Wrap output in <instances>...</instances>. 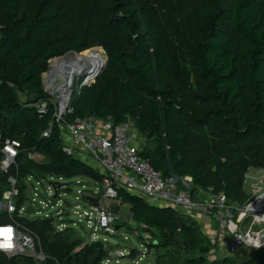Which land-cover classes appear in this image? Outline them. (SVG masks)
<instances>
[{
    "label": "trees",
    "instance_id": "1",
    "mask_svg": "<svg viewBox=\"0 0 264 264\" xmlns=\"http://www.w3.org/2000/svg\"><path fill=\"white\" fill-rule=\"evenodd\" d=\"M0 26V128L4 139L23 144V173L104 181L64 153L57 126L42 137L53 108L40 119L32 106L48 98L43 76L51 60L82 53L105 59L103 51L105 69L74 96L67 120L131 119L152 144L141 156L165 179L188 178L233 205L248 203L246 176L264 170V0H0ZM31 151L46 162L28 160ZM118 200L154 238L147 245L154 264H210L214 244L194 219L125 189ZM26 225L40 236L45 264H105L109 256L101 243L84 245L71 227ZM26 262L34 264L0 253V264ZM211 264H264V247L245 260Z\"/></svg>",
    "mask_w": 264,
    "mask_h": 264
},
{
    "label": "built area",
    "instance_id": "2",
    "mask_svg": "<svg viewBox=\"0 0 264 264\" xmlns=\"http://www.w3.org/2000/svg\"><path fill=\"white\" fill-rule=\"evenodd\" d=\"M2 30L3 27L0 26V37ZM62 59L64 58L51 60L48 74L43 77L44 90L48 98L37 101L32 106L40 119L48 117L53 108L52 121L48 130L43 133V138L49 137L57 126L64 143V153L89 165L105 177L102 183L92 180L95 182V195L82 194L88 189L85 186L78 191L81 196H77V200L82 197L88 202L87 198L92 197L98 199L100 203V207L96 208L88 202L91 205L90 209L84 211L81 206H76L75 214L79 215L80 222L85 219L90 229L89 234L96 237L84 245L101 243L105 246L106 239L102 242L98 240L97 235H114L118 227L135 225L131 213L125 216L121 211L116 212L110 207L111 202L118 201V191L125 189L150 205L172 208L189 217L210 218L227 241L229 258L239 256L243 249L253 252L264 247V170H259V173L263 174L260 186L254 188L248 203L241 207L231 204L224 194L212 188L198 187L196 194V190L193 189L195 186L188 178L174 176L165 179L141 156L142 146L136 142L134 134L136 129L131 119L120 124H116L112 117L77 118L72 122L67 120L74 113L71 106L74 96H80L83 89L92 85L95 80L94 75L89 74L79 84L75 82V77L68 82L67 69L53 68L54 63ZM22 153L23 144L14 139H4L0 128V253L9 260L18 258L34 264H45L50 258L42 248L40 236L29 230L26 224L37 220H51L53 224L56 221L54 226L59 232L70 226L67 220L62 218L64 209H60L53 216L48 214L44 219L29 220L28 215L32 213L39 215L40 211L53 209V203L57 206L60 202L58 196L53 197L52 201H47L40 194L39 187L43 186L45 179L53 181L50 185L59 194L64 189L71 192L70 185L62 184L70 178L23 173L19 163ZM27 158L38 164L46 162L45 157L35 151L29 152ZM250 176L251 171L246 176V181ZM78 178L82 177L76 179ZM77 184H80L79 181ZM55 185H60V188ZM89 190L92 193L93 189ZM48 193L52 198L49 191ZM30 209L32 211H29ZM3 216L7 220L4 221ZM70 221L68 220L69 223ZM149 236L154 241L148 233H144L141 238L147 240ZM256 242L259 243V247L256 246ZM146 243L150 244L148 240ZM130 253L119 250L113 258L110 251L105 264H120ZM147 256L138 255L133 264H143Z\"/></svg>",
    "mask_w": 264,
    "mask_h": 264
},
{
    "label": "rangeland",
    "instance_id": "3",
    "mask_svg": "<svg viewBox=\"0 0 264 264\" xmlns=\"http://www.w3.org/2000/svg\"><path fill=\"white\" fill-rule=\"evenodd\" d=\"M95 50H99V49H95ZM93 51V50H90ZM102 54L104 55L105 59L107 61V57L105 55V53L103 51H101ZM84 53L80 54V55H68L66 57V59H70V57L72 58H77V56H83ZM99 59V58H97ZM103 59H99L102 62L103 65ZM105 61V62H106ZM100 66V65H98ZM90 71H94V69L90 70ZM48 72L45 74L47 75ZM90 72L88 69H85L84 71L81 72L80 76L76 75L75 77V82L76 83H80L82 82L87 75H89ZM44 77V76H43ZM44 81V79H43ZM95 82V81H94ZM136 131V132H135ZM134 131V134H136L137 138L136 142L137 143H145L144 146L146 147H150L152 146L151 142H147L145 140H143V136L140 135L139 132H137V129ZM143 147V145H142ZM261 177H263V174L259 173L258 169H251V176L250 178H248L247 182V186H245L247 192L252 193V191L254 190L255 187H259L260 186V180ZM79 181V185L77 184V182ZM53 182L50 179H45L43 182V186L39 187V192L40 194L46 198L47 201H52L53 197H57L60 199L59 204L56 206L55 203H53L54 208H47L44 209L42 211H40V214L37 215L36 213H32L28 215V219L29 220H37V219H44L48 214H52L50 216H53L54 214L56 215V213L60 210V209H64V213H63V220H67L66 222L68 223V225L72 228V230L76 233L77 237L79 239H81L82 243H89L91 242V240H95L96 237L94 235L89 234V227H88V222H86V220L84 219L83 222L81 223L79 220V215L75 214V209L76 206L79 205L81 206L82 211L84 210H89L91 205L88 204V202L86 201V199L80 197L79 200H77V196H81L78 194V191L81 190V188L83 186L88 187L87 190H84V192H82V194L86 193L87 196H91L95 195V182H93L91 179L82 177V178H71L69 180H66L64 182H62V184H66V185H70V190L71 192H68L67 189H64L63 191H61L59 194L54 190V188L50 185V183ZM56 182H58L56 180ZM250 185V187H249ZM89 189H93L92 193H90ZM189 190V189H188ZM48 191L50 192V195L52 198H50L48 196ZM92 198V197H91ZM88 199V198H87ZM96 199V198H94ZM98 200V199H97ZM90 203V202H89ZM109 203V202H108ZM111 203H116L118 204L120 207H122V210H120L125 216H127L130 213L129 210V206L128 204H123L120 200L115 201V202H111ZM91 204V203H90ZM42 207V206H41ZM39 209H36V212H38ZM68 220H71L69 223ZM55 221V220H54ZM56 222V221H55ZM54 222V224H55ZM76 222V223H75ZM74 223V224H73ZM209 234V233H208ZM144 233L141 232L140 226L138 225H132L130 226H122V227H118V229L116 230V233L114 235H109V234H99L98 236V240L104 242V239H106V244H105V249H108L111 251V255L113 256V258H115L117 252L120 251H126V253H130L132 250H136L138 251V255L140 256V254H145L148 255L147 258L144 260L143 263L148 262V264H154L155 263V253L156 251L153 249L152 251H150L149 247L147 246L148 244L146 243V241L148 240L151 243H153L154 241H152V238H148L143 239L141 237H143ZM210 239L212 241V243L214 244V250L212 251L211 255L208 257V261L209 263H213L215 261H221L226 259L227 256V252H228V247H227V243L225 242V240H221V237H219L218 234H209ZM128 238V239H126ZM148 250L150 251L149 254ZM241 252H245L244 255H239L237 257H233L234 259H239L240 260H245L248 259L249 256L252 254L251 250L249 249H243ZM137 255V256H138ZM115 262V260H114ZM232 262V261H231ZM120 264H133V262L123 259L121 260ZM142 264V263H141Z\"/></svg>",
    "mask_w": 264,
    "mask_h": 264
},
{
    "label": "bare ground",
    "instance_id": "4",
    "mask_svg": "<svg viewBox=\"0 0 264 264\" xmlns=\"http://www.w3.org/2000/svg\"><path fill=\"white\" fill-rule=\"evenodd\" d=\"M103 59V57L100 54H95V55H91L89 57H80L77 56V58H72L70 57V59H62L61 61H56L53 65L54 70L58 69V67L64 65L65 67H69L68 70V74H69V80L68 82H70L74 76H78V74H81L82 71H84L85 69H88L91 75L96 74L97 71H99L101 69L102 66H104L105 61L103 59V65L102 62L99 59ZM100 65V66H98ZM94 69V71H90Z\"/></svg>",
    "mask_w": 264,
    "mask_h": 264
},
{
    "label": "crops",
    "instance_id": "5",
    "mask_svg": "<svg viewBox=\"0 0 264 264\" xmlns=\"http://www.w3.org/2000/svg\"><path fill=\"white\" fill-rule=\"evenodd\" d=\"M136 132V131H135ZM137 132H139L138 130H137ZM140 133V132H139ZM141 135V134H140ZM142 136V135H141ZM135 137L137 138V136H136V134H135ZM138 139V138H137ZM143 140H145L146 141V139L145 138H143ZM140 146H142L143 145V147H144V145H145V143H138ZM245 186H247V183H245ZM249 187H250V185H249ZM193 189L194 190H196V194L198 193V187H193ZM200 189V188H199ZM193 190V191H194ZM245 190H246V188H245ZM246 192H247V190H246ZM248 194H249V192H247ZM129 206V205H128ZM121 210H122V207H121ZM129 210H131V207L129 206ZM192 219H194L199 225H200V227L202 228V230H203V232L204 233H206L208 236H209V234H218L219 235V237H221V240H225V238H223V236L219 233V231H218V229H217V225H216V223L213 221V220H211L210 218H208V217H204V216H197V217H191ZM209 233V234H208ZM210 237V236H209ZM225 242H227L226 240H225ZM245 253V252H244ZM244 253L243 252H241L240 254L241 255H244Z\"/></svg>",
    "mask_w": 264,
    "mask_h": 264
},
{
    "label": "water",
    "instance_id": "6",
    "mask_svg": "<svg viewBox=\"0 0 264 264\" xmlns=\"http://www.w3.org/2000/svg\"><path fill=\"white\" fill-rule=\"evenodd\" d=\"M65 58V57H64ZM61 59V58H60ZM106 64H107V61L105 62L104 66L101 67V69L99 71L96 72V74H94V80L96 81V79L102 74L103 70L105 69L106 67ZM63 68V69H69V67H65L64 65L60 66V69ZM81 74H78V76H80ZM55 187H58L60 188V185H55ZM58 190V189H57ZM94 207L98 208L100 207V203L97 199H94V198H89L87 199ZM110 207L116 211V212H120L121 210V207L116 204V203H111L110 204ZM29 211H32V209H30ZM263 242H264V238H263ZM138 255V251L136 250H132L130 255L126 256L125 259L126 260H129L131 262H133L136 257ZM143 264H148V262H145Z\"/></svg>",
    "mask_w": 264,
    "mask_h": 264
},
{
    "label": "clouds",
    "instance_id": "7",
    "mask_svg": "<svg viewBox=\"0 0 264 264\" xmlns=\"http://www.w3.org/2000/svg\"><path fill=\"white\" fill-rule=\"evenodd\" d=\"M256 246L259 247V243L258 242H256Z\"/></svg>",
    "mask_w": 264,
    "mask_h": 264
}]
</instances>
